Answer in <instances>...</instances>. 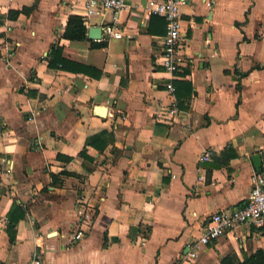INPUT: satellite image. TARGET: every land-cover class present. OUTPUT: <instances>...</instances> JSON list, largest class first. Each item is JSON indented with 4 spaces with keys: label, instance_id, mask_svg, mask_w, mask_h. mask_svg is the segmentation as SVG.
I'll use <instances>...</instances> for the list:
<instances>
[{
    "label": "crops",
    "instance_id": "0c3cea01",
    "mask_svg": "<svg viewBox=\"0 0 264 264\" xmlns=\"http://www.w3.org/2000/svg\"><path fill=\"white\" fill-rule=\"evenodd\" d=\"M156 1L123 0L127 35L95 38L88 27L110 22L109 7L84 17L80 0H0V264H36L34 249L42 264H222L227 252L264 249V226L252 223L194 255L186 246L211 211L245 202L251 154L264 149V0L179 2L192 59L173 93ZM70 14L83 17L84 37L64 36ZM173 97L176 118L160 119ZM101 130L106 144L80 155ZM88 205L92 224L71 240Z\"/></svg>",
    "mask_w": 264,
    "mask_h": 264
},
{
    "label": "built area",
    "instance_id": "2783aa9c",
    "mask_svg": "<svg viewBox=\"0 0 264 264\" xmlns=\"http://www.w3.org/2000/svg\"><path fill=\"white\" fill-rule=\"evenodd\" d=\"M84 7V17L109 7L113 10V18L110 22L102 24V32L106 37H120L127 35L117 20V12L124 6L123 0H80ZM181 0H158L150 6V12L160 13L165 18V32L162 36L160 51V63L166 71L168 79L165 82L167 89L173 93V79L179 75L182 65L191 61V56L186 52L187 37L182 29V16L179 9ZM162 106H160V109ZM163 113L158 114L160 119L173 120L179 109L175 97L162 108ZM211 155V150H204L200 158L206 159ZM252 185L243 204L233 207L217 208L210 212L200 225L194 238L186 242L187 253L194 255L200 246L212 242L219 235L240 223H252L264 226V165L252 173ZM96 207L85 206L79 214L74 225L71 224L70 239L83 237L90 227ZM32 260L36 264H42L39 252L34 249Z\"/></svg>",
    "mask_w": 264,
    "mask_h": 264
},
{
    "label": "trees",
    "instance_id": "16d2710c",
    "mask_svg": "<svg viewBox=\"0 0 264 264\" xmlns=\"http://www.w3.org/2000/svg\"><path fill=\"white\" fill-rule=\"evenodd\" d=\"M28 7H23V9H26ZM19 10L17 9H11L9 11L10 15H15ZM64 36L69 37V38H80L84 37L86 35V25L84 23V19L82 16L78 14H70L67 18L66 24H65V29L63 32ZM95 45H105V41L100 40V41H92ZM67 61H70L64 57H62L60 65L62 66H69ZM51 63V60H50ZM53 63V62H52ZM75 66L71 67V69H83L85 71H88L90 73L99 75L101 70L100 69H95L94 71L89 70V64H82L80 62H73ZM107 132L106 130H101L99 132L93 133L91 135H88L85 140L84 147L79 151V154L82 156H86L87 158H92L91 155L87 154L86 150V145L91 144V145H96L97 147H102L103 145L106 144L108 137L105 135ZM53 177L55 178L56 175L52 174ZM18 204L13 203L12 206L10 207V210L8 211V224H7V231L9 234L10 240L14 239V224L16 223V218L17 215L13 216L11 215V211L15 210V208ZM147 228L143 229V233L146 231ZM221 263L222 264H264V249L262 248H257L255 251L251 253L247 252H240L237 253L235 251L227 252L221 256Z\"/></svg>",
    "mask_w": 264,
    "mask_h": 264
},
{
    "label": "water",
    "instance_id": "95a60500",
    "mask_svg": "<svg viewBox=\"0 0 264 264\" xmlns=\"http://www.w3.org/2000/svg\"><path fill=\"white\" fill-rule=\"evenodd\" d=\"M101 26L100 25H90L88 27V35L91 37H99L101 35ZM97 110L103 112L104 106H97ZM251 159L256 168H259L261 164H264V149L258 152H253L251 154Z\"/></svg>",
    "mask_w": 264,
    "mask_h": 264
}]
</instances>
